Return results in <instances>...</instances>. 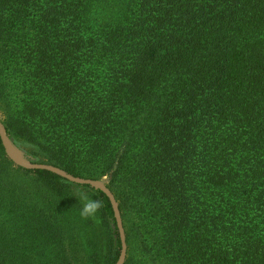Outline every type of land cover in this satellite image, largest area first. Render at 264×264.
Returning a JSON list of instances; mask_svg holds the SVG:
<instances>
[{
	"label": "trees",
	"instance_id": "trees-1",
	"mask_svg": "<svg viewBox=\"0 0 264 264\" xmlns=\"http://www.w3.org/2000/svg\"><path fill=\"white\" fill-rule=\"evenodd\" d=\"M0 117L124 264H264V0H0ZM119 252L0 138V264Z\"/></svg>",
	"mask_w": 264,
	"mask_h": 264
},
{
	"label": "water",
	"instance_id": "water-1",
	"mask_svg": "<svg viewBox=\"0 0 264 264\" xmlns=\"http://www.w3.org/2000/svg\"><path fill=\"white\" fill-rule=\"evenodd\" d=\"M0 138L6 155L16 166H20L25 169L48 170L75 184L89 185L95 189H99L106 195L112 207L113 215L118 230L119 240H120V252L114 264H124L126 259V252H127L126 235L123 227V222H122L118 202L113 192L107 186L108 179L105 176L101 178H85L81 176H75L71 173H68L64 169L60 168L59 166H55L50 163L31 161L29 158H27L24 155L23 151L19 149L6 135V130L1 121V117H0Z\"/></svg>",
	"mask_w": 264,
	"mask_h": 264
},
{
	"label": "clouds",
	"instance_id": "clouds-1",
	"mask_svg": "<svg viewBox=\"0 0 264 264\" xmlns=\"http://www.w3.org/2000/svg\"><path fill=\"white\" fill-rule=\"evenodd\" d=\"M75 196L81 202L80 216L82 219H94L99 222L97 213L103 208L104 203L99 199H92L87 191L84 189H77Z\"/></svg>",
	"mask_w": 264,
	"mask_h": 264
}]
</instances>
